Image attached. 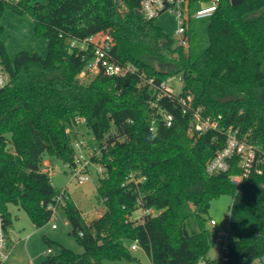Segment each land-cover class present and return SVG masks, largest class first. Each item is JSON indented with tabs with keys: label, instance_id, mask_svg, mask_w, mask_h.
Wrapping results in <instances>:
<instances>
[{
	"label": "trees",
	"instance_id": "trees-1",
	"mask_svg": "<svg viewBox=\"0 0 264 264\" xmlns=\"http://www.w3.org/2000/svg\"><path fill=\"white\" fill-rule=\"evenodd\" d=\"M142 1L0 0V18L7 7L27 12L35 34L48 41L46 55L22 49L12 56L0 24V60L10 78L0 87L1 226L10 239L11 206L23 209L36 228L51 221L50 206L62 189L44 170V158L72 160L77 119L85 118L101 149L97 191L105 210L89 226L66 200L71 233L84 253L63 247L42 264L134 261L129 240L138 241L152 264H219V257H209L215 231L208 214L222 194L233 197L229 227L235 238L227 264H264V165L239 185L231 179L241 172L237 159L227 172L210 175L208 162L225 146L226 134L190 133L191 114H183L177 94L158 102L174 116L172 125L158 119L156 130L150 129L157 116L150 102L155 87L181 75L182 94L191 95L195 106L221 115L223 125L239 127L264 151V0H219L208 18V46L200 50L191 27L189 46L177 45L155 18L144 16ZM212 1L188 0L190 12ZM260 9L259 17L246 19ZM97 34L111 38L113 62L135 69L124 76L100 71L85 83L80 74L94 52L88 39ZM132 172L146 179L136 184ZM139 208L157 213L134 219Z\"/></svg>",
	"mask_w": 264,
	"mask_h": 264
},
{
	"label": "rangeland",
	"instance_id": "rangeland-1",
	"mask_svg": "<svg viewBox=\"0 0 264 264\" xmlns=\"http://www.w3.org/2000/svg\"><path fill=\"white\" fill-rule=\"evenodd\" d=\"M43 1V0H41ZM208 4H199L191 13ZM263 9L254 10L246 14V19L253 20L259 17ZM157 25L161 26L175 41L180 38L177 33L179 20L173 10H166L155 18ZM208 22L209 19H192L187 22V30L191 27V31L195 36L194 48L200 50L208 46ZM0 24L3 27L2 37L6 47L11 55H15L19 50L29 49L39 54L46 55L48 52V41L45 37H39L35 34V22L31 15L27 12L19 13L18 11L7 7L0 18ZM190 40V39H189ZM176 43V42H175ZM187 48V47H186ZM95 77V73L88 72L85 76H81L85 83L90 82ZM175 87V93L180 94L183 83L178 80H172ZM79 134L84 137L91 149L97 146V140L93 137L86 122L81 123L78 129ZM100 165L94 163L90 167L91 179L85 184H78L71 179V176L65 169V162L58 158H52L46 155L44 158V170L51 175L52 183L57 189H65L70 194L71 200L82 213L89 226L99 217L105 210L102 200L98 197V186L102 173L98 171ZM233 197L230 194H222L215 198L209 209V218L217 221V226L212 228L215 231L210 239L211 248L209 257L212 259L220 255V247L214 244L216 234L229 232V239L235 238V232L229 227L230 207ZM13 223L10 228V243L13 246L12 254L7 264H42L49 256L58 255L62 248H68L75 253H84V246L79 243L77 238L71 233L72 226L68 221L63 204H60L54 213L53 218L47 224L40 228H36L28 214L17 206H11ZM143 210L139 208L133 215L134 219L141 220ZM56 223L57 228H53L52 224ZM135 241H127L131 254L136 258L134 261L119 259L106 261V264H152L150 257L146 254L141 246L137 249H131ZM51 252L48 253V250Z\"/></svg>",
	"mask_w": 264,
	"mask_h": 264
},
{
	"label": "built area",
	"instance_id": "built-area-1",
	"mask_svg": "<svg viewBox=\"0 0 264 264\" xmlns=\"http://www.w3.org/2000/svg\"><path fill=\"white\" fill-rule=\"evenodd\" d=\"M8 2H17L19 0H5ZM219 0H213L211 5L207 8L197 9L194 14L190 12L188 0H143L142 1V13L146 18H156L162 11L173 10L179 20V27L177 33L180 38L175 41L177 45L184 47L189 46V37L186 35L187 22L192 19H205L209 18L216 8L218 7ZM94 44V52L92 58L88 61L86 68L80 74L85 76L88 72L99 73L104 71L107 75H117L124 76L129 71L134 70V66L126 65L122 66L112 61L111 51H112V40L109 36L97 34L88 39ZM73 45H75L73 43ZM85 44L82 45L84 47ZM178 80L183 83V78L181 75L169 78L163 81L159 86L155 87V80L153 78L149 79V83L155 87L151 106L156 108L157 116L152 120L151 131H155L157 128L158 119H161L165 126H171L174 121V116L171 113L163 110L159 101L164 96L171 97L175 93V87L172 85V80ZM10 81L9 75L6 72L1 60H0V87L6 86ZM178 102L182 106L183 114H191V125L189 132L192 134L202 135L208 131H218L221 130L226 134V144L219 150L216 155L208 162L207 172L210 175L219 174L227 172L233 163L234 159H237V166L240 168L241 172L237 175H232V181L239 185L245 177H248L253 171L262 173L263 169L261 165H264V151L262 148L242 136L241 129L239 127H234L232 125L225 126L222 124V116H214L212 114H206L202 106H195L193 103V97L191 95H184L181 93L178 95ZM159 117V118H158ZM86 122L85 118L77 119V129L81 123ZM72 148L74 151V156L72 160L65 162V169L71 176V179L78 184H85L91 179L90 167L94 163L100 165L98 171L103 174L104 169L102 164L99 162V156L101 155V149L96 146L95 149H91L88 145L87 140L79 134L75 139L72 140ZM95 158V159H94ZM146 176L139 175L136 172L130 174V180L136 184L143 182ZM70 197L67 188L62 189L61 193L56 196L57 204L51 205L53 209V216L60 204H65L66 200ZM141 204V201L138 203ZM144 214H155L157 211L152 208H143ZM53 218V217H52ZM53 228H57V224H52ZM210 226L214 228L217 226V221L215 219L210 220ZM83 235V233H81ZM232 240L229 239V232L216 234L214 238V244L217 243L220 247V258L219 264H227L229 261V248ZM139 246L138 241L131 246V249H137ZM13 246L10 243V239L6 235L5 231L1 226L0 221V261L7 263L11 257ZM51 249L48 250V253ZM202 264H207L205 261ZM249 264H260L259 260H255Z\"/></svg>",
	"mask_w": 264,
	"mask_h": 264
},
{
	"label": "water",
	"instance_id": "water-1",
	"mask_svg": "<svg viewBox=\"0 0 264 264\" xmlns=\"http://www.w3.org/2000/svg\"><path fill=\"white\" fill-rule=\"evenodd\" d=\"M244 0H231L232 4L233 5H237V4H240L242 3ZM81 79L80 78H77V81H80ZM263 187H264V184H263ZM104 211V210H102ZM210 236V235H209ZM211 239V238H210Z\"/></svg>",
	"mask_w": 264,
	"mask_h": 264
}]
</instances>
